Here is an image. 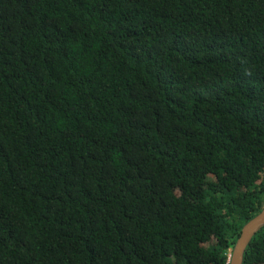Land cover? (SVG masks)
Wrapping results in <instances>:
<instances>
[{
	"label": "trees",
	"instance_id": "trees-1",
	"mask_svg": "<svg viewBox=\"0 0 264 264\" xmlns=\"http://www.w3.org/2000/svg\"><path fill=\"white\" fill-rule=\"evenodd\" d=\"M263 208L264 0H0V264H230Z\"/></svg>",
	"mask_w": 264,
	"mask_h": 264
},
{
	"label": "water",
	"instance_id": "water-1",
	"mask_svg": "<svg viewBox=\"0 0 264 264\" xmlns=\"http://www.w3.org/2000/svg\"><path fill=\"white\" fill-rule=\"evenodd\" d=\"M264 228V208L261 213L248 222L242 229L241 235L232 252L230 264H243L247 248L253 238Z\"/></svg>",
	"mask_w": 264,
	"mask_h": 264
},
{
	"label": "rangeland",
	"instance_id": "rangeland-1",
	"mask_svg": "<svg viewBox=\"0 0 264 264\" xmlns=\"http://www.w3.org/2000/svg\"><path fill=\"white\" fill-rule=\"evenodd\" d=\"M172 258H168V261L171 262Z\"/></svg>",
	"mask_w": 264,
	"mask_h": 264
},
{
	"label": "built area",
	"instance_id": "built-area-1",
	"mask_svg": "<svg viewBox=\"0 0 264 264\" xmlns=\"http://www.w3.org/2000/svg\"><path fill=\"white\" fill-rule=\"evenodd\" d=\"M230 260H231V258H230ZM230 262V261H229Z\"/></svg>",
	"mask_w": 264,
	"mask_h": 264
}]
</instances>
